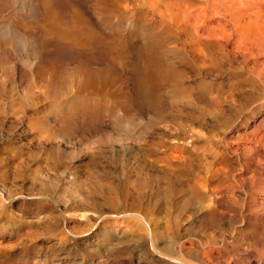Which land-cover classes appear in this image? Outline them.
<instances>
[{
    "label": "rangeland",
    "instance_id": "374dc122",
    "mask_svg": "<svg viewBox=\"0 0 264 264\" xmlns=\"http://www.w3.org/2000/svg\"><path fill=\"white\" fill-rule=\"evenodd\" d=\"M176 1L0 0V264L264 252V85L189 71L153 10Z\"/></svg>",
    "mask_w": 264,
    "mask_h": 264
},
{
    "label": "bare ground",
    "instance_id": "6f19581e",
    "mask_svg": "<svg viewBox=\"0 0 264 264\" xmlns=\"http://www.w3.org/2000/svg\"><path fill=\"white\" fill-rule=\"evenodd\" d=\"M170 3H171V1H170ZM182 3L183 4L180 3V5L179 4L174 5V4H169V3H167V4L157 3V4H155V8H153V10H154L155 17L157 18V20H156L157 24L156 25H158L161 28H162V25H166L165 28H168L169 30L172 31V33H174V39L176 40L177 43H179V49H177L176 51L179 50L180 53L182 54L181 57L184 58L185 64L187 66H189V68H190V70H189V68H188V70L193 72L195 74V76L197 75L199 77L200 76L201 77L202 76L207 77V76H209L210 72L219 71L222 68L223 63H227V64L229 63L228 66H230V68H231L232 65H230V63H232V62H230V61H233V62L235 61V62L239 63V67H236V69L238 68L237 71H233V69H235V68H231L232 71H231V73L228 74L229 76L232 77V75H234L235 77H238V78H240V77L246 78L247 80L245 79V81H249L251 79H256L262 85H264V0H186ZM149 5H150V3H149ZM167 33H168V31H167ZM174 50H175V48H174ZM33 56H35V55H33ZM33 56H32V58H33ZM260 57H261V59L263 58V61L259 60ZM30 59L31 58H29V60ZM33 60L34 59H32V64L35 63V62H33ZM27 62H28V60H27ZM28 64H29V62H28ZM221 70H223V69H221ZM228 72H230V69ZM243 73H246L249 75L247 77H244ZM249 82L251 83V81H249ZM247 100L243 99L242 102L246 103ZM233 102H236V101H233ZM239 104H240V102H239ZM232 105H236V104L232 103ZM221 112H223V111L221 110ZM262 118L260 120L261 121L260 127L264 126V117H262ZM223 121H225L224 123L227 122L226 120H223ZM257 128L258 127H256V129ZM262 137H264V135ZM260 138H261V136H260ZM260 140H262V139H260ZM255 144H257V143H255ZM262 147H263V144H262ZM190 149L194 150L195 149L194 145H191ZM251 158H253V157H251ZM247 161H249V160L247 159ZM253 161H255V160H253ZM251 163H255V162L251 161ZM258 163H259V161H258ZM245 164H247V162H245ZM245 164H244V166H247L249 163L247 165H245ZM252 165L250 164L249 166H252ZM262 167L264 168V166H262ZM223 168L224 167H221V166L217 170L214 168V171H212V174L220 175V174H222V173L224 174L225 172L228 171V170L225 171ZM245 168L246 167H244V169ZM263 168H261V166H260V167H257V170L259 169V171H263L264 170ZM250 174H252V173H250ZM206 182L203 181L201 184L207 188V191H205V192H207L208 197H211L210 199L217 200L219 197H216V195H217V190H215L216 188L215 189L214 188H208L205 184ZM259 182H261V181H259ZM256 184L258 185L260 183L257 182ZM257 185H256V187H258ZM109 203H111V202H109ZM262 203H264V202H262ZM110 205H112V204H110ZM260 208H263V207H260ZM258 211H259V209H258ZM253 212L255 214V211H253ZM258 215H261V214H258ZM258 215L256 214V216H258ZM263 216L264 215H262L261 217H263ZM263 219H264V217H263ZM263 221L262 222L260 221V222L263 223ZM255 224H257V223L255 222ZM256 227H258V226L256 225ZM263 228H264V226H263ZM259 232H256V233L258 234ZM254 234H255V232H254ZM252 236H254V235L252 234ZM258 237H259V235L257 236V239H258ZM260 237L263 238L262 236H260ZM261 238H259V239H261ZM251 241H252V239H251ZM255 242H257V241H255ZM208 244H209V242H208ZM203 245L201 247H203ZM260 245L261 244H259L258 246L260 247ZM263 245H264V243H263ZM204 246H206V245H204ZM252 247H253V245H252ZM205 249H207L206 252H205V250L200 252V258H199L200 262L198 261L200 264H209L211 252L209 251L210 252V255H209L208 250L210 248L209 249L205 248ZM248 249L249 248H247L246 250H248ZM250 251L251 250H249V254L247 255V258H245L246 262L249 261L248 263H250V264H264V259H261V257H264L262 255L264 252L263 253L259 252L258 254H260V253H262V254L257 255V253H256L257 251L254 253H251L253 251H251V252ZM198 254H197V256H198ZM194 255H192L191 257H193ZM173 256H171V258H169L173 264H192L193 263L192 261H191V263L188 262L190 260L183 259L181 255H179V258L173 257ZM213 257L211 259H215V257L214 258ZM204 258L206 259V261L204 260ZM193 259H195V258H193ZM233 263H235V262H233Z\"/></svg>",
    "mask_w": 264,
    "mask_h": 264
}]
</instances>
